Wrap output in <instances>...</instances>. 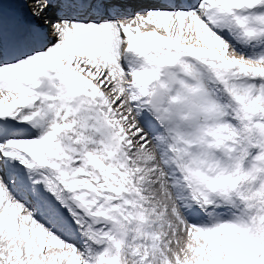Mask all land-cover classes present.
I'll return each mask as SVG.
<instances>
[{
    "label": "snow or ice",
    "instance_id": "obj_1",
    "mask_svg": "<svg viewBox=\"0 0 264 264\" xmlns=\"http://www.w3.org/2000/svg\"><path fill=\"white\" fill-rule=\"evenodd\" d=\"M13 2L0 264H264V0Z\"/></svg>",
    "mask_w": 264,
    "mask_h": 264
},
{
    "label": "bare ground",
    "instance_id": "obj_2",
    "mask_svg": "<svg viewBox=\"0 0 264 264\" xmlns=\"http://www.w3.org/2000/svg\"><path fill=\"white\" fill-rule=\"evenodd\" d=\"M6 1L9 2L10 5L12 6V11H14L19 17L23 18L22 19V23L21 24H17V25H22V24L29 23V20L24 19V14H25V12H29L30 8H27L26 10H21L18 7V5L15 2H13V0H6ZM133 7H136L135 3L133 4ZM9 11L10 10H8L6 7H4L5 24H6V26L11 27V26H13L15 24H14V22H13V24H11L12 18L9 15Z\"/></svg>",
    "mask_w": 264,
    "mask_h": 264
},
{
    "label": "rangeland",
    "instance_id": "obj_3",
    "mask_svg": "<svg viewBox=\"0 0 264 264\" xmlns=\"http://www.w3.org/2000/svg\"><path fill=\"white\" fill-rule=\"evenodd\" d=\"M15 3H16V2H15ZM16 4L19 5L20 8H21L22 10L25 9V7H23L20 3H16ZM10 6H11L10 3L7 2V1L5 0V5H4V7H6V8L9 10V9H10ZM9 15H10L11 18H14V19H16L17 21H20L18 18H16L17 16H16L15 14L11 13L10 11H9ZM27 18H29L28 14L26 15L25 19H27ZM31 23H32V22H31Z\"/></svg>",
    "mask_w": 264,
    "mask_h": 264
}]
</instances>
